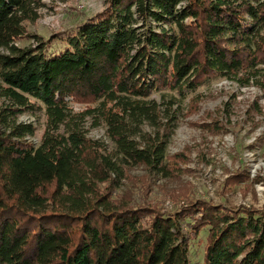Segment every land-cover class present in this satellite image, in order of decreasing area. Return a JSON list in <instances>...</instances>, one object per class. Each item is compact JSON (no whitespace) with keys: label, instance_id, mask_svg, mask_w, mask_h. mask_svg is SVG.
Listing matches in <instances>:
<instances>
[{"label":"trees","instance_id":"1","mask_svg":"<svg viewBox=\"0 0 264 264\" xmlns=\"http://www.w3.org/2000/svg\"><path fill=\"white\" fill-rule=\"evenodd\" d=\"M44 4L0 0V94L13 114L32 96L47 115L39 144L34 123L0 115V264H192L205 230L204 264H264V207L182 190L164 209L118 190L133 164L170 169L176 115L166 138L142 132L162 113L154 91L214 76L263 86L264 0H108L48 40L26 26ZM55 37L64 46L51 51ZM88 120L114 145L90 137Z\"/></svg>","mask_w":264,"mask_h":264},{"label":"rangeland","instance_id":"2","mask_svg":"<svg viewBox=\"0 0 264 264\" xmlns=\"http://www.w3.org/2000/svg\"><path fill=\"white\" fill-rule=\"evenodd\" d=\"M43 1L45 4L37 20L27 21L26 26L30 32L48 40L54 34L76 29L96 11L102 10L108 0ZM36 41L24 38L17 42L35 45ZM63 46V39L55 37L50 50L58 51ZM150 97L160 102L162 113L156 121L157 126L144 123L142 132L145 135L151 132L157 136L159 132L161 139L166 138L164 134H169L171 126L169 117L176 115L165 150L170 169L167 173H158L144 164H133L127 168L130 177L118 190L130 192L132 197L156 203L164 209L175 208L177 196L181 194L178 192L182 190H187L191 196L232 206L264 207V84L240 85L235 80L214 76L194 90L179 92L165 88L154 91ZM28 98L33 106L13 114L7 110L9 99L0 94V115L3 113L10 121L34 123L35 132L27 138L39 144L47 125L46 109L42 101L32 96ZM69 104L75 110L86 105L75 100ZM87 126L90 137L114 145L103 123L91 126L88 120ZM237 173L239 181L234 182L233 176ZM180 198L178 203L182 202ZM206 233L205 230L200 239L194 241L192 264H204Z\"/></svg>","mask_w":264,"mask_h":264}]
</instances>
